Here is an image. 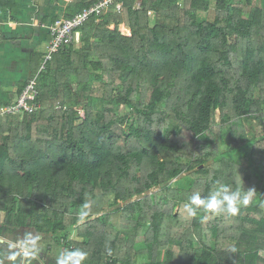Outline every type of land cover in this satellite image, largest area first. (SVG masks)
<instances>
[{
    "label": "trees",
    "instance_id": "1",
    "mask_svg": "<svg viewBox=\"0 0 264 264\" xmlns=\"http://www.w3.org/2000/svg\"><path fill=\"white\" fill-rule=\"evenodd\" d=\"M119 2L44 70L33 53L37 110L0 118V235L33 228L83 264H264V0ZM219 184L255 193L190 216Z\"/></svg>",
    "mask_w": 264,
    "mask_h": 264
},
{
    "label": "crops",
    "instance_id": "2",
    "mask_svg": "<svg viewBox=\"0 0 264 264\" xmlns=\"http://www.w3.org/2000/svg\"><path fill=\"white\" fill-rule=\"evenodd\" d=\"M14 3V12L0 11V106L13 103L17 98L19 82L31 77L33 53L42 54L45 51L50 29L56 21L64 18L69 0H14ZM123 30L125 36H130V32L120 25L122 35ZM2 221L3 216L0 224ZM26 239L30 237L0 235V264H28L29 259L30 264H57L58 254L52 255L50 263L46 261V244L41 238L34 258L17 256L15 261L8 259L9 245H17Z\"/></svg>",
    "mask_w": 264,
    "mask_h": 264
},
{
    "label": "clouds",
    "instance_id": "3",
    "mask_svg": "<svg viewBox=\"0 0 264 264\" xmlns=\"http://www.w3.org/2000/svg\"><path fill=\"white\" fill-rule=\"evenodd\" d=\"M219 183V182H218ZM254 189L241 190L240 188L232 189L229 185L219 184V187L212 191L208 196H201L199 192L192 194L189 197V203L185 205L190 216L195 217L198 210L205 212H211L216 215L227 214L229 216H235L239 213L241 207H246L250 202ZM84 209H88L90 205L84 204ZM80 218L88 215L87 211H83L80 214ZM31 238L20 241L17 245L10 244L8 259L15 261L17 256L21 258H34L39 251L36 247V243L39 237L31 236ZM18 249L13 251L12 249ZM232 251H236L233 249ZM110 252V249H109ZM88 253L82 250H63L57 259V264H83L87 259ZM30 264V259L28 261Z\"/></svg>",
    "mask_w": 264,
    "mask_h": 264
},
{
    "label": "built area",
    "instance_id": "4",
    "mask_svg": "<svg viewBox=\"0 0 264 264\" xmlns=\"http://www.w3.org/2000/svg\"><path fill=\"white\" fill-rule=\"evenodd\" d=\"M113 7L116 11H119L121 7L119 0H100L72 18H63L56 21L50 29V39L47 42L45 51L42 53L39 71L44 70L45 64L51 61L56 53L65 47L76 45L77 32L90 17L96 16L99 18ZM37 74L27 80L13 103L0 107V118L6 115L19 116L22 113H32L37 110L38 93L35 86Z\"/></svg>",
    "mask_w": 264,
    "mask_h": 264
},
{
    "label": "rangeland",
    "instance_id": "5",
    "mask_svg": "<svg viewBox=\"0 0 264 264\" xmlns=\"http://www.w3.org/2000/svg\"><path fill=\"white\" fill-rule=\"evenodd\" d=\"M202 18H200L201 20L205 17L200 15ZM123 34L125 36V31L123 30ZM81 116H83V113H80ZM19 118V116H18ZM239 160L235 159V162H238ZM2 216H4L2 213H0V220H2ZM31 233V236H36V237H39L41 238L42 243H44V250H45V255H46V261H48L49 263L51 262V259H52V255L54 254H58V256H60L61 252L63 250H69L70 248L68 247L67 244H64V243H61L59 242L58 245L56 243V241L50 237H44L43 235H40L38 234L33 228H22V229H19L17 231H15L14 233L12 234H2L1 236H28L30 237L28 234ZM31 238V237H30ZM72 238L74 240H78L75 233L72 234ZM38 242L39 240L37 241L36 245H38Z\"/></svg>",
    "mask_w": 264,
    "mask_h": 264
}]
</instances>
